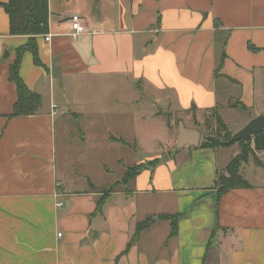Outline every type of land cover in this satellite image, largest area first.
<instances>
[{
	"label": "crops",
	"instance_id": "0c3cea01",
	"mask_svg": "<svg viewBox=\"0 0 264 264\" xmlns=\"http://www.w3.org/2000/svg\"><path fill=\"white\" fill-rule=\"evenodd\" d=\"M3 1L0 264H264V150L239 166L251 186L218 197L238 142L159 157L180 126L194 129L179 113L213 112L231 135L264 114V0H48L50 39L36 35L37 62L24 50L18 67L41 104L16 116L8 70L28 36L10 33ZM73 14L86 27L76 39ZM153 121L166 134L156 149L139 133ZM145 141L150 156L124 167L121 149ZM108 149L121 176L102 160L96 180L90 163ZM163 213L178 216L174 235Z\"/></svg>",
	"mask_w": 264,
	"mask_h": 264
},
{
	"label": "trees",
	"instance_id": "16d2710c",
	"mask_svg": "<svg viewBox=\"0 0 264 264\" xmlns=\"http://www.w3.org/2000/svg\"><path fill=\"white\" fill-rule=\"evenodd\" d=\"M2 8L9 16V28L11 34H26L28 36V43L19 47L16 51V59L9 65V79L17 87V99L13 105L10 115L34 114L38 111L41 104L40 95L31 91L26 87L23 80H21L18 67L24 50H30L37 62V46L35 42L36 35H44L48 32V0H6L1 2ZM237 106V103H232ZM242 107V106H241ZM244 108V107H242ZM216 120L218 124L222 125V130L215 133V135L207 136L200 142L201 147H215V146H230L235 143L230 140L231 132L227 130L221 118L217 115ZM240 146L238 155L233 157L226 165L225 172H218L214 184L217 188V197L231 188H246L250 187V183L245 181L240 174L239 166L245 163L250 156L255 155V151L264 150V130L255 134L248 141H236ZM156 161H152L155 164ZM143 165V164H142ZM142 165L133 166L129 169L131 175L139 170ZM222 173V174H220ZM224 173V174H223ZM161 219H167L171 224V234L176 233L177 215L158 214ZM150 224V219L138 222L135 227V236L141 229ZM130 243H128L129 246Z\"/></svg>",
	"mask_w": 264,
	"mask_h": 264
},
{
	"label": "rangeland",
	"instance_id": "374dc122",
	"mask_svg": "<svg viewBox=\"0 0 264 264\" xmlns=\"http://www.w3.org/2000/svg\"><path fill=\"white\" fill-rule=\"evenodd\" d=\"M92 88L94 89V91H92L91 94L96 95V93H98V91H99L97 89V86H96V88H95V86H93ZM137 91H138V88L136 87V95L138 94ZM113 93H114V91H113ZM109 96H111V95H109ZM113 102L114 101L112 99L109 102H104V104L107 103V104H105V107L111 108ZM111 115L112 114L107 115V116H99L98 115L97 117H93L92 119H94V121L91 122L92 125L90 128L91 134L101 135L102 134L101 131L103 132V130L101 128L100 129L97 128V121H98V119L106 121L107 119L114 117V115H112V116ZM178 116L180 119H177ZM178 116L176 117V120H179L180 122L181 121L185 122V119H187V123L190 126H192L194 129H197V131L200 134V139H199L200 142H202L205 139L206 135L207 136L215 135L216 132L222 130V128H223L222 125L218 124V121H215L216 118H215V115L213 114V112L203 113L199 117L198 120H196L189 113H186V112L185 113H179ZM137 124H138V121H137ZM150 124L152 125V128L147 127V130L145 128H142L139 130V133H142L144 136L145 132H146V134L148 133L150 137L154 136L155 139H153V141H152L154 143V145H152V146L149 145V147L156 149L157 148L156 139L165 140L166 134H165V131L162 129V125L158 121H156V122L153 121ZM177 124H178V121L176 122L175 126ZM98 127H100V123L98 124ZM227 129L229 130V128H227ZM97 130H99V133L97 132ZM176 131H177V128L175 127L174 132L172 131V133L175 135V138L177 136ZM145 144H146V141L143 144L142 151L138 152L137 154L134 153L135 156H134V154L130 153V149L128 147L127 148L123 147L121 149V152L123 154L122 157H124V161L126 160V162H127L126 165H124V167H127V164H129V165L133 164L134 160L137 161V159H138V160L142 161L143 159L146 158L145 156H150V151ZM59 145H61V144H59ZM199 145H200V143H199ZM191 148H192V146H190V145H186L185 148H178L176 145H174V146L171 145V148L169 149V151L165 152L163 155H161L159 157L161 158V160H163V159H165V157H169V154L174 153L175 151L176 152H179V151L183 152V151H186V150L191 149ZM100 152L101 153L98 154V155H100V157H98V159L93 158L92 162L90 163L91 172L93 173L96 180H99V177L102 175V173L99 170V163L102 160H104L107 163V165L110 167V172H109L110 175L107 176L108 179H113V177L117 178V177L121 176L122 168L115 164L116 151L114 149H112V150L108 149L106 152H104V150H100ZM60 154H63V148L60 150ZM220 174H222V173H220Z\"/></svg>",
	"mask_w": 264,
	"mask_h": 264
},
{
	"label": "water",
	"instance_id": "95a60500",
	"mask_svg": "<svg viewBox=\"0 0 264 264\" xmlns=\"http://www.w3.org/2000/svg\"><path fill=\"white\" fill-rule=\"evenodd\" d=\"M262 130H264V114L261 113L259 116H256L246 122L241 129L234 132L231 135L230 140L233 142L240 140L248 141L252 136ZM199 139L200 134L196 129L180 126L176 146L178 148H182L186 145L197 147L200 143Z\"/></svg>",
	"mask_w": 264,
	"mask_h": 264
},
{
	"label": "built area",
	"instance_id": "2783aa9c",
	"mask_svg": "<svg viewBox=\"0 0 264 264\" xmlns=\"http://www.w3.org/2000/svg\"><path fill=\"white\" fill-rule=\"evenodd\" d=\"M70 27H71V31L68 34L72 39H76L80 36V34L86 32V27L82 24L81 17L78 14L71 15ZM44 39L48 41L50 39V34H45Z\"/></svg>",
	"mask_w": 264,
	"mask_h": 264
}]
</instances>
